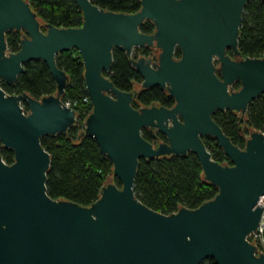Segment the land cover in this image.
<instances>
[{"label":"water","instance_id":"95a60500","mask_svg":"<svg viewBox=\"0 0 264 264\" xmlns=\"http://www.w3.org/2000/svg\"><path fill=\"white\" fill-rule=\"evenodd\" d=\"M73 1L82 13L79 27L42 23L29 2L0 0V144L14 154L10 164L0 154V264H199L208 257L217 264H264V253L246 238L264 204V197L258 201L264 133L252 129L241 148L212 118L234 111L241 130L248 104L264 93V57H241L238 49L248 0H140L134 13ZM144 21L153 23L151 33L140 30ZM8 30L22 33L17 51H8ZM144 46L158 49L156 60L132 56ZM115 47L141 74V88L159 86L173 97L171 107L132 106L138 91H121L107 76ZM72 48L81 56L92 105L78 138H94L113 163L112 177L87 206L48 195L50 155L40 142L79 122L62 101L69 77L56 65V55ZM35 59L46 63L56 92L6 93L2 82L14 85L24 63ZM154 129L167 141L156 142ZM203 136L217 141L229 164L211 157ZM189 151L203 179L217 187L214 197L164 214L135 196L140 158Z\"/></svg>","mask_w":264,"mask_h":264},{"label":"trees","instance_id":"16d2710c","mask_svg":"<svg viewBox=\"0 0 264 264\" xmlns=\"http://www.w3.org/2000/svg\"><path fill=\"white\" fill-rule=\"evenodd\" d=\"M42 23H51L57 27H79L82 24V13L73 0H25ZM100 8L108 11L134 13L141 7L140 0H90ZM144 33H151L154 25L144 21L140 25ZM22 33L8 30L5 34L7 48L10 51L19 49ZM238 49L241 57H264V0H248L242 13L239 28ZM148 46L137 47L132 51L133 57L156 56L150 54ZM228 54H232L227 50ZM180 51L175 50L178 57ZM113 61L107 76L114 86L121 91H138L132 106L171 107L174 99L159 86L141 88V74L135 70L129 58L119 48L112 50ZM56 65L65 71L69 80L62 95V101L69 100L78 116V124L68 128L65 134L42 136L40 142L50 155L47 170L46 188L53 199H65L87 206L99 196L101 186L112 177L113 163L100 152L96 140L92 137H79L82 123L91 111L90 101L82 100L87 95L83 79V63L78 51L74 48L56 55ZM239 83L233 86L238 87ZM6 93L18 94L27 92L34 98L54 94L56 85L46 63L35 59L24 63V71L17 75L15 84L10 86L2 82ZM27 110L26 104H24ZM244 125L239 130L238 114L231 110L216 111L212 118L221 127L233 144L243 148L245 140L252 129L264 133V93L257 95L249 104L245 114ZM143 137L149 133L143 129ZM203 142L211 157L220 164L230 161L223 153L217 141L211 136H203ZM2 159L10 164L14 160L12 149L3 148L0 144ZM114 178V177H113ZM117 185L120 183L114 178ZM134 194L151 209L170 214L179 207L196 208L202 202L211 199L217 187L203 179V172L197 156L188 152L185 156L170 155L160 158H140L134 179ZM199 264H217L208 257Z\"/></svg>","mask_w":264,"mask_h":264},{"label":"built area","instance_id":"2783aa9c","mask_svg":"<svg viewBox=\"0 0 264 264\" xmlns=\"http://www.w3.org/2000/svg\"><path fill=\"white\" fill-rule=\"evenodd\" d=\"M151 58L154 59V55H151ZM82 100L84 102L90 101L88 95H84ZM63 102L65 105L72 107L71 102L69 100L63 101ZM77 118H78V116H77ZM263 197H264V193H262L259 196L258 201L261 200ZM246 238L248 239L249 242L253 243L256 246L258 252L264 253V204H263L261 215H260V218L258 220V224H257L256 228L253 231H251L247 235Z\"/></svg>","mask_w":264,"mask_h":264},{"label":"flooded vegetation","instance_id":"af4514ba","mask_svg":"<svg viewBox=\"0 0 264 264\" xmlns=\"http://www.w3.org/2000/svg\"><path fill=\"white\" fill-rule=\"evenodd\" d=\"M152 50H158V49H156V48H153V47H150ZM158 55V54H157ZM157 55L156 56H154V59H152L150 56V58L152 59V60H156V58H157ZM147 57V56H146ZM237 83H239V82H237ZM235 84V83H234ZM240 87V83H239V85H238V87H235L234 88V86H233V88L234 89H238ZM148 133H149V137H146V139L148 140V141H150V142H153L154 141V137H152V133L148 130V129H145ZM153 133L156 135V137H155V139H156V142H160V143H164V142H166L167 141V139H166V136L164 135V134H162L161 132H159L158 130H156V129H154L153 130Z\"/></svg>","mask_w":264,"mask_h":264},{"label":"rangeland","instance_id":"374dc122","mask_svg":"<svg viewBox=\"0 0 264 264\" xmlns=\"http://www.w3.org/2000/svg\"><path fill=\"white\" fill-rule=\"evenodd\" d=\"M10 51V50H9ZM11 52V51H10ZM156 53L158 54V50H151L150 54ZM141 56V55H140Z\"/></svg>","mask_w":264,"mask_h":264}]
</instances>
